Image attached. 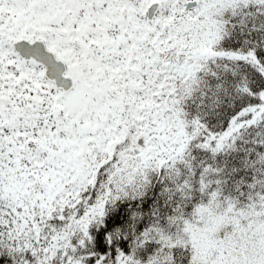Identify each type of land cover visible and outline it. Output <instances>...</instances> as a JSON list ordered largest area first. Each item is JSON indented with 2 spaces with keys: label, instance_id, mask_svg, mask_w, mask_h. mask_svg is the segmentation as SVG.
Here are the masks:
<instances>
[{
  "label": "snow or ice",
  "instance_id": "obj_1",
  "mask_svg": "<svg viewBox=\"0 0 264 264\" xmlns=\"http://www.w3.org/2000/svg\"><path fill=\"white\" fill-rule=\"evenodd\" d=\"M0 264H264V0H0Z\"/></svg>",
  "mask_w": 264,
  "mask_h": 264
}]
</instances>
